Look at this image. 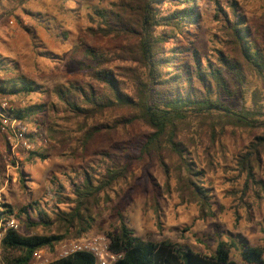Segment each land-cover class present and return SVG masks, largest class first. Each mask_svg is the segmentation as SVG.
I'll return each mask as SVG.
<instances>
[{"label": "rangeland", "instance_id": "1", "mask_svg": "<svg viewBox=\"0 0 264 264\" xmlns=\"http://www.w3.org/2000/svg\"><path fill=\"white\" fill-rule=\"evenodd\" d=\"M120 1L0 0L3 13L15 22L0 24V80L24 77L44 90L42 94L0 95V100L7 99L15 111L42 104L60 110L51 108L47 116L24 119L30 129L38 128L48 143L23 154L25 159L20 164L17 182L8 187L4 186L10 154L0 133V206L9 203L19 211L33 204L55 218L56 212H70L75 207L78 198L75 190L83 184L85 174L96 187H101L110 170L126 168L124 177L96 195L99 204L94 210L96 225L91 235L108 237L109 232L117 231L115 207L119 201L128 199V192L135 188L124 216L136 236L188 245L206 255L214 254L220 242H225L231 247L232 259L244 264L239 249L243 243L264 249V83L258 76L245 73L244 84L230 82L236 94H224L233 106L249 110L258 124L252 128L236 125L218 112L189 116L177 129V142L186 151L184 157L171 148L153 158L148 155L140 158L128 152L154 132L141 120L124 123L139 115L137 109L115 107L88 118H75L60 109L64 106L53 92L56 87L83 83L95 86L86 67L94 64L86 58V48L114 56L129 45L125 37L104 36L98 31L100 19L95 10L111 9ZM231 2L239 6L253 40L264 47V0H198L195 8L201 23L197 28L193 26L187 36L200 56L212 58L225 46L226 36L215 6L218 3L228 13ZM164 8L168 10L167 6ZM174 45L171 41L166 46ZM182 60L180 63L185 64L191 58L186 54ZM116 66L125 65L116 63L111 67ZM124 89L130 95L135 94L130 81ZM49 126L56 132H51ZM95 126L108 129L85 145L87 130ZM187 162L194 169L192 184L208 191L212 216L202 215L201 203L192 194ZM150 180L159 185L160 224L152 204L155 194ZM34 220H38L37 215ZM11 222L23 234L44 233L42 229L27 230L21 220L13 217L7 223L0 221V237ZM81 238L62 241L54 250H40L42 257H33L31 264L53 263L60 259L62 244ZM0 264H7L1 249Z\"/></svg>", "mask_w": 264, "mask_h": 264}, {"label": "trees", "instance_id": "2", "mask_svg": "<svg viewBox=\"0 0 264 264\" xmlns=\"http://www.w3.org/2000/svg\"><path fill=\"white\" fill-rule=\"evenodd\" d=\"M197 1L121 0L113 4L111 9L95 10V15L100 19L99 33L104 36L125 37L130 43L114 56L86 48V58L94 63L86 67L95 86L83 83L56 87L53 92L64 106L59 107L61 111L70 113L75 118H88L93 113H102L115 107L137 109L139 115H133L124 123L133 124L141 120L154 130L138 147L128 150L140 158L144 155L153 158L166 148H171L184 157L186 151L183 144L177 142V129L178 124L189 116L218 112L236 125L250 128L257 125L258 122L253 121L249 110L233 106L226 101L224 94H236V89L234 91L230 88V82L235 85L244 84L247 72L255 74L264 83V47L253 40L249 24L239 13L240 8L236 3L231 2L228 13L225 7L217 3L216 16L221 18L226 43L214 57L200 56L187 36L193 26L197 28L201 23L195 8ZM165 6L168 7L167 11H164ZM32 38L34 41L37 39L33 34ZM171 41L175 45L166 46ZM181 42L186 44L181 45ZM44 53L39 51V54ZM186 54L191 61L180 63ZM49 55L46 56L53 59ZM116 63L125 66L111 67ZM127 81L132 83L134 95L125 92ZM33 93L42 94L44 90L24 77L0 80V95ZM55 107L32 105L17 109L15 115L23 120L29 116L38 119L40 115L47 116L51 108L60 112ZM49 129L56 132L53 127L49 126ZM107 129L105 126L89 128L85 145ZM186 169L190 174L188 184L191 185L194 175L191 162H187ZM126 170H110L101 187H96L91 177L85 174L83 184L75 190L78 197L75 207L70 212H56L55 218L33 204L19 211L9 203L1 204L0 221L3 223L15 217L29 231H44L30 235L8 228L0 238V249L7 264H31L35 253L40 250H54L62 241L91 235L90 232L96 225L94 210L99 204L96 195L124 177ZM24 181L22 172L21 182ZM150 181L155 194L152 204L160 224L157 198L159 185ZM190 188L201 203L202 215L212 216L207 189L195 183ZM135 191V188H131L128 199L118 202L114 218L119 225L117 231L108 233L111 251L122 256L117 264H239L232 259L231 247L225 242H220L214 254L206 255L196 252L188 245L171 241L154 242L136 236L124 216ZM34 215H37L38 220H34ZM239 249L244 264H264V249L252 247L246 242ZM51 264H96V259L92 254L81 252Z\"/></svg>", "mask_w": 264, "mask_h": 264}, {"label": "built area", "instance_id": "3", "mask_svg": "<svg viewBox=\"0 0 264 264\" xmlns=\"http://www.w3.org/2000/svg\"><path fill=\"white\" fill-rule=\"evenodd\" d=\"M7 22L14 25L13 20H9L0 5V24ZM0 133L5 138L6 147L10 154L6 172V182L4 187L11 183H16L20 172V164L24 161V153L30 154L37 146L47 145V140L40 134L38 128L30 129L29 124L15 115L13 106L7 99L0 100ZM15 222H11L9 228H15ZM8 228L5 229V232ZM4 235V234H3ZM1 235L0 238L3 237ZM110 239L105 235H89L79 240L66 242L60 247V259L76 253H89L96 259V264H117L121 255L111 251ZM42 251L35 253L34 258L40 259Z\"/></svg>", "mask_w": 264, "mask_h": 264}]
</instances>
